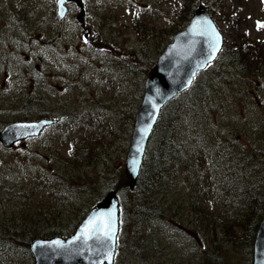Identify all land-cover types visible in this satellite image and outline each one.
Instances as JSON below:
<instances>
[{
	"label": "rangeland",
	"instance_id": "obj_1",
	"mask_svg": "<svg viewBox=\"0 0 264 264\" xmlns=\"http://www.w3.org/2000/svg\"><path fill=\"white\" fill-rule=\"evenodd\" d=\"M68 3L57 18L56 0H0V130L50 112L60 120L42 137L10 148L0 144V264H33L30 242L73 232L87 210L91 180L101 198L119 179L116 168L125 178L145 78L186 24L188 10L205 5L226 49L254 40L264 51V0H84L81 21L79 8ZM142 48L148 59L140 60ZM106 54L115 58L113 68L101 66ZM122 55L142 66L144 80L135 67L122 69ZM248 57L222 72L217 59L201 74L198 80L212 83L203 112L222 137L234 134L244 146L263 151L264 52ZM199 184L193 190L176 183L165 195L154 194L175 204L164 219L131 212L115 264H220L212 257L218 248L225 264H246L245 220L224 216L228 196L209 191V181Z\"/></svg>",
	"mask_w": 264,
	"mask_h": 264
},
{
	"label": "trees",
	"instance_id": "obj_2",
	"mask_svg": "<svg viewBox=\"0 0 264 264\" xmlns=\"http://www.w3.org/2000/svg\"><path fill=\"white\" fill-rule=\"evenodd\" d=\"M192 12V9L188 10L183 23H187ZM240 37L245 36L240 35ZM141 51L142 59L140 60L145 57L148 59L147 52L143 48ZM130 52L133 53L134 50L131 49ZM263 52V46L254 40L240 43L237 47L230 49H226L223 45L217 58L219 59V71L222 72L227 66L239 67L245 64L243 62L245 57L249 56V59L252 56L263 54ZM122 56L120 59L122 69L135 67L134 74L141 75L144 80L147 73L141 71L142 66L135 65L132 61L126 62L125 59L128 55ZM114 59L107 55L102 59L101 66L113 68ZM214 62L208 66L213 67ZM207 67L197 74L190 88L173 98L160 110L146 143L137 182L132 190L125 183L121 168H116L119 179L114 185L109 184L105 193L115 191L119 204L117 256L124 249L121 248V238L122 233L127 231V222L131 218V212L142 216V218L147 216V219L150 217L157 220L164 219L165 211L176 209L175 204L165 202V197L154 199L152 198L154 194L165 195L167 189L176 183L196 190L199 181V188L209 181L211 187L209 191L218 192L221 196H228L227 202L224 203V216L233 214L234 222L240 221L241 218L245 220L246 236L249 242V253L245 257L247 258L246 264H249V259L252 258V242L258 224L264 216V150L244 146L239 143L237 138H234V134L228 138L222 137L221 129L212 121L214 118H210L209 114L203 112V102L209 104V100L203 96L208 97L209 86L212 83L211 78L209 81L204 78L198 80V78L206 72ZM215 75H213L214 78ZM209 120L211 121L208 123ZM257 124L260 126L259 122ZM92 151L94 149L91 148L88 158L94 156ZM85 178L92 179L88 175ZM93 193L96 194L93 196ZM129 194L131 198H128ZM102 198L103 196L100 198L97 181L91 180L88 193L85 196V199L88 200L87 210L80 217L83 219ZM141 199H146V201L141 202ZM202 200L199 199V201ZM218 203L222 206L220 200ZM239 213L242 215L239 216ZM169 215H173V213L170 212ZM141 234H138L139 237ZM10 236L9 241L12 245V242L15 241L13 238L15 234ZM27 250V253H30L29 248ZM216 255L214 256L212 252L213 258H216L220 264H225L226 259L220 254V248L216 250ZM230 264L235 263L231 262Z\"/></svg>",
	"mask_w": 264,
	"mask_h": 264
},
{
	"label": "water",
	"instance_id": "obj_3",
	"mask_svg": "<svg viewBox=\"0 0 264 264\" xmlns=\"http://www.w3.org/2000/svg\"><path fill=\"white\" fill-rule=\"evenodd\" d=\"M65 2L80 8L76 19L85 13L83 0H57V14L63 17ZM219 36V47L217 44ZM223 38L204 5L199 4L187 24L172 35L150 69L142 99L135 113L133 128L124 158V175L132 190L137 182L145 146L156 123L160 109L175 96L189 88L198 71L204 69L220 52ZM54 119L14 121L0 131V143L11 147L17 141L35 137ZM113 212L115 234L106 239L102 232L85 235L89 221L99 213ZM119 206L114 191L105 194L75 231L67 237L35 238L30 242L33 264H112L118 234ZM252 264H264V217L261 219L253 242Z\"/></svg>",
	"mask_w": 264,
	"mask_h": 264
},
{
	"label": "snow or ice",
	"instance_id": "obj_4",
	"mask_svg": "<svg viewBox=\"0 0 264 264\" xmlns=\"http://www.w3.org/2000/svg\"><path fill=\"white\" fill-rule=\"evenodd\" d=\"M264 27V25H259ZM217 44L216 47H219V36L217 35ZM114 213L109 211L107 213H99L97 217H94L89 221L88 225H86L84 232L85 235L88 233L96 234L97 231L102 232L104 238L110 239L115 234V225L113 222Z\"/></svg>",
	"mask_w": 264,
	"mask_h": 264
},
{
	"label": "flooded vegetation",
	"instance_id": "obj_5",
	"mask_svg": "<svg viewBox=\"0 0 264 264\" xmlns=\"http://www.w3.org/2000/svg\"><path fill=\"white\" fill-rule=\"evenodd\" d=\"M45 116H52L51 115V112L50 113H47L46 115L45 114H43L42 116H40L38 119H40V118H43V117H45ZM65 117V116H64ZM60 122V120L57 122V123H59ZM57 123H55L54 125H56ZM50 127H47L46 129H44V131L42 132V133H40V135L39 136H44L45 135V133L48 131V129H49Z\"/></svg>",
	"mask_w": 264,
	"mask_h": 264
}]
</instances>
